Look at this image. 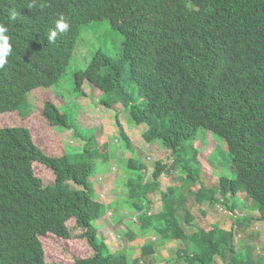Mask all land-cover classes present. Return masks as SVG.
I'll return each instance as SVG.
<instances>
[{"label":"trees","instance_id":"trees-1","mask_svg":"<svg viewBox=\"0 0 264 264\" xmlns=\"http://www.w3.org/2000/svg\"><path fill=\"white\" fill-rule=\"evenodd\" d=\"M187 12L181 25L166 0H0V24L8 29L12 45L0 68V120L14 112L21 116L28 93L55 86L81 27L106 20L122 37L118 55L112 58L96 51L86 69L73 75V93L87 97L84 84L99 91V106L120 108L132 127L145 129L142 139L149 149L177 158L183 176L180 189L189 193L198 187L194 203L201 215L222 205L232 216L242 188L255 207L242 206L252 211L240 221L263 227L264 0H200ZM60 14L70 30L49 43L47 37ZM40 116L46 127L70 132L83 145L51 157L34 144L27 129H0V264H56L45 261L39 238L51 234L71 240L69 221L90 250L88 258L76 259L75 264H138L170 242L179 248L175 259L165 264H218L225 258V264H264V257L254 259L249 248L237 251L231 229L214 223L207 230L195 226L187 231L193 217L185 209V198L181 205L173 201L179 190L175 187L161 192L159 179L167 165L157 160L146 183L145 166L118 119L114 123L119 147L130 156L126 169L131 177L123 187L127 200L122 211L112 203L101 205L92 178L106 173L108 147L88 139L75 117L51 102L42 104ZM198 129L222 139L230 157L235 177H218L217 188L205 181L197 152L187 150ZM34 164L52 174V184L42 185ZM155 193L160 195L161 211L150 214V196ZM124 212L134 218L129 236L156 238L141 246L138 258L124 247L110 252L93 225L105 213L114 214L111 223L118 225Z\"/></svg>","mask_w":264,"mask_h":264},{"label":"rangeland","instance_id":"rangeland-1","mask_svg":"<svg viewBox=\"0 0 264 264\" xmlns=\"http://www.w3.org/2000/svg\"><path fill=\"white\" fill-rule=\"evenodd\" d=\"M199 1L200 0H166V4H170L172 11H174V14L182 25L188 17V6L190 4L196 5ZM121 43L122 37L110 29L109 23L106 20L92 22L81 27L76 48L67 65L65 73L59 82L50 89H38L34 92L28 93L25 97V108L23 111L20 110L21 116H19L18 112H14V114L9 113L8 116H5L0 120V129L21 126L31 128L30 134L34 139L33 142L37 143L34 144L48 156H61L63 153L67 154L72 151L75 146L73 144H67L64 145L62 150L61 147L63 141L56 139L49 130H46L43 127L47 125L40 118V110L45 101L54 104L60 112L75 117L76 122L78 121V126H110L109 131L104 133L106 139L99 141L103 146L108 147L109 159L113 162L108 160V163L106 162L104 167L102 166L105 169L107 168L106 173L102 174L104 175L102 176V182H98L97 178L99 176L92 178V182L97 194L99 192L104 194L103 198L99 199L97 197L99 201H96L103 206H109L112 203L114 204L115 209L119 211H122V206L127 200L123 187L128 184V178L131 177V174L130 172L128 173L126 169L128 153L122 151L120 148L119 150L121 151H119L117 147H114L116 143H114L115 137H112V134L116 131L114 129V122L116 119H118L121 126L128 127L132 126V124L126 113H123L120 108L116 107L107 112V110L98 106L101 94L92 87L90 88L89 86H86L83 88V92H85L89 98L87 101H84L86 97L80 96L78 93L74 94L73 75L77 72L84 71L93 54L98 50L103 51L109 57H116ZM124 71L125 70H123L122 75L123 79H126ZM128 84L129 90L136 93L135 86L132 83ZM81 112H84L89 116L84 117V113L81 115ZM95 128L99 130H96V134L102 135L103 132L99 127ZM42 129H45V131ZM62 132L64 133V131ZM83 134L86 137L91 136L85 132ZM43 146L45 147L43 148ZM117 146H119V143ZM131 148L137 153V156L140 157L141 163L144 164L146 172L143 174L149 181L151 179L152 167L157 160H160L167 165V172L159 179L161 192H164L167 187H175L179 189L175 194L176 200L173 199V201L181 205L185 198V209L193 217V221L187 225V231L194 229L195 226L207 230L210 225L217 223L220 229H231L233 231V244L237 251L249 248L251 256L254 259L258 256L264 257V225L262 227V225L257 222H248L243 225V222L240 221V218L247 217L244 215H250V211H252H248L242 206L246 208H252V206L255 207L253 201L245 196L242 188L237 195L238 201H240V203H237V212L233 213L232 216L229 215L222 205L216 208L207 209L203 216L199 212H202V210L194 203V194L198 187L190 189L189 193L186 189H180V180L183 176L180 172V162L177 158L171 156L167 151L156 152L157 150L155 151L153 148L149 149L144 143L142 135H140L139 141L133 140ZM187 150L189 153L194 151L197 152L196 163L200 165L203 174L205 175V181L211 187L217 188L218 177L220 176L229 179L235 177L231 170L230 157L227 153L224 141L212 135L210 132L198 129L194 141L187 144ZM97 167L100 168L101 164ZM111 168L112 170H110ZM33 170L35 176L41 180L43 186H48L53 183L52 174L46 171L44 167H41V165L34 164ZM150 199L152 205L148 209L149 213L155 214L156 212H160L161 204L159 193H155ZM225 204L226 207L227 205L229 206V203L226 201ZM109 214L110 213H105L98 221L93 222V225L98 230V235L105 240L110 252H115L124 247L126 251H129L130 256L138 258L139 253L137 251L139 247H141L144 242H150V238L153 234L145 236H134V234H132L129 236V233L133 230L132 222L134 223V218L129 217L127 212H124L121 215V223L113 225L111 223V218L114 214ZM67 226L71 229L73 234L71 240H62L51 234L39 238L45 253V261L47 263L75 264L76 259H85L90 256V250L85 241L78 239L79 235L82 234L81 231L73 228V221H69ZM147 238L148 240H146ZM163 250L164 251L159 249L157 255L153 257H142L138 264H165L163 261L175 259L178 247L177 245L167 244L164 245ZM227 261L228 259L225 258L224 261H220L218 264H225Z\"/></svg>","mask_w":264,"mask_h":264},{"label":"crops","instance_id":"crops-1","mask_svg":"<svg viewBox=\"0 0 264 264\" xmlns=\"http://www.w3.org/2000/svg\"><path fill=\"white\" fill-rule=\"evenodd\" d=\"M86 86H89V85H87V84H84V86H83V88L84 87H86ZM90 87V86H89ZM91 88V87H90ZM95 90V89H94ZM85 93V92H84ZM86 94V93H85ZM87 95V94H86ZM87 101V100H89V98H88V96L86 97V99H84V101ZM98 106H99V104H98ZM114 108H116V107H114ZM113 108V109H114ZM104 110H107V112H109L110 110H113V109H110V110H108V109H105V108H103ZM84 112H81L80 114L82 115ZM11 114H14V113H11ZM84 115V117L85 116H89L88 114H83ZM20 116V115H19ZM41 118V117H40ZM78 118V117H77ZM42 120V119H41ZM78 122V121H77ZM79 125V124H78ZM22 128H25V129H27L29 132H30V129L31 128H29L28 126V128H26V127H23V126H21ZM46 130H49L51 133H52V135L54 136V137H56V139H58V140H60V141H63V145H62V150H63V147H64V145H67V144H73L74 146H75V148H77V149H80L81 147H82V145H83V142H81L80 140H76V139H74L73 138V135L70 133V132H65L64 131V133L61 131V130H58L57 128H51V127H46V126H43ZM95 127H99V129L103 132L102 133V135L101 134H96L97 132H96V128ZM91 126V127H88V126H86V127H81V126H79V128H81V129H83L82 131L83 132H85V133H87L88 135H91L90 137H88V139H90V138H94L95 139V143H97V145L98 146H103V144L99 141V140H105L106 139V136L104 135V133H107L108 131H109V129H110V126ZM115 127V126H114ZM122 128H123V131H124V133H125V136L127 137V139L129 140V142H130V145H132L133 144V140H138L139 141V139H140V135H142L143 134V132L145 131V129L142 127V126H139V127H132V126H128V127H126V126H121ZM45 129H42V130H44L45 131ZM116 131L114 132V134H112V137H115L114 138V143H116L115 144V148L117 147V149L119 150V146H117L118 145V143H119V141H118V129L115 127L114 128ZM97 131H99V130H97ZM32 137V136H31ZM53 137V138H54ZM32 140H34L33 138H32ZM35 144H37L36 142H34ZM39 145H41V144H39ZM146 146H147V144H146ZM45 146H43V148H44ZM45 150V149H44ZM133 150V149H132ZM119 151H121V150H119ZM122 151H124V150H122ZM46 152V151H45ZM113 152H115V151H113ZM125 152V151H124ZM135 152V151H134ZM127 153V152H126ZM60 156V155H59ZM51 157H57L56 155L55 156H51ZM130 158V156H129V154H128V159ZM127 159V158H126ZM127 159V160H128ZM148 159V158H147ZM110 160V159H109ZM111 162H113L112 160H110ZM109 161V162H110ZM127 162V161H126ZM144 165V164H143ZM110 170H112V168L110 169ZM145 170H146V168H145ZM146 172V171H145ZM102 177V176H104V175H102V174H98V175H95L94 177ZM93 177V178H94ZM98 177V178H99ZM97 178V179H98ZM103 178V177H102ZM150 181H151V179H150ZM146 177H145V182L147 183V182H150ZM93 186H94V184H93ZM95 187V186H94ZM94 191H95V198H96V200H97V195H96V189H94ZM151 197V196H150ZM98 201V200H97ZM156 213H158V212H156ZM110 215V214H109ZM143 240H145V239H143ZM146 240H148V238L146 239ZM145 240V241H146ZM143 243V242H142ZM144 243H146V242H144ZM143 243V244H144ZM142 244V245H143ZM141 245V246H142ZM169 245H177V247L179 248V246H178V244L177 243H175V242H170L169 243ZM140 248L141 247H139V249H138V253H139V250H140ZM160 250H162V251H164L163 250V248L162 249H160ZM162 251H160V252H162ZM133 259H134V257H132Z\"/></svg>","mask_w":264,"mask_h":264},{"label":"clouds","instance_id":"clouds-1","mask_svg":"<svg viewBox=\"0 0 264 264\" xmlns=\"http://www.w3.org/2000/svg\"><path fill=\"white\" fill-rule=\"evenodd\" d=\"M15 13L12 14V18H15ZM70 30V23L68 22L67 18L60 14V18L56 21V28L50 30V33L47 37L49 43H54L55 38L57 37L58 33H64ZM8 29L3 25L0 24V68L7 63L8 57L12 53V45L9 43L10 37L6 35ZM156 238L151 237L150 242H155Z\"/></svg>","mask_w":264,"mask_h":264},{"label":"built area","instance_id":"built-area-1","mask_svg":"<svg viewBox=\"0 0 264 264\" xmlns=\"http://www.w3.org/2000/svg\"><path fill=\"white\" fill-rule=\"evenodd\" d=\"M102 179L103 178H101V177H99L97 180H98V182H102ZM96 195H97V197L99 198V199H101V198H103V196H104V194L101 192H99L98 194L96 193ZM98 198H97V200H98ZM99 201V200H98Z\"/></svg>","mask_w":264,"mask_h":264}]
</instances>
